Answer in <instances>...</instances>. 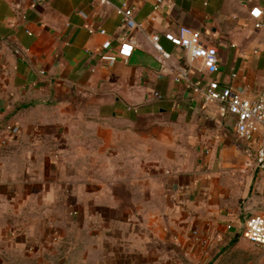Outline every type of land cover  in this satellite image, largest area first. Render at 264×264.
I'll list each match as a JSON object with an SVG mask.
<instances>
[{
    "label": "crops",
    "instance_id": "crops-1",
    "mask_svg": "<svg viewBox=\"0 0 264 264\" xmlns=\"http://www.w3.org/2000/svg\"><path fill=\"white\" fill-rule=\"evenodd\" d=\"M183 25L217 47V71L186 61L171 40ZM186 70L258 96L264 0H0V264H200L213 249L264 264L242 234L264 212V169L244 165L261 133L242 136L225 104L176 79ZM232 193L241 230L215 208Z\"/></svg>",
    "mask_w": 264,
    "mask_h": 264
},
{
    "label": "built area",
    "instance_id": "built-area-1",
    "mask_svg": "<svg viewBox=\"0 0 264 264\" xmlns=\"http://www.w3.org/2000/svg\"><path fill=\"white\" fill-rule=\"evenodd\" d=\"M157 1L158 3L161 2V0ZM117 10L124 14L126 22L132 20L133 9L127 7L126 2L117 6ZM262 12L263 9L260 6H253L250 10L251 15L255 18V25L257 27L263 25L260 18ZM101 31L105 32V29ZM159 39L158 33L151 35V41L157 50V57L160 60H165L169 57V53L165 50ZM171 40L182 49L188 63L192 64V62L200 60L208 72L213 73L218 70L219 56L217 47L204 41L200 30L183 25L180 27L179 33L171 35ZM133 50V40L125 37L121 40L117 54L124 60H128ZM102 56L107 59H115L117 57L114 54L106 53ZM42 72L44 73V70ZM176 79L186 81L188 86L192 87L204 102L216 100L225 104L228 110L236 117L238 132L245 138L252 139L258 132L261 133L258 144L246 156L244 165L247 168L264 169V90L255 98L246 97L232 86L221 84L214 77H208L203 81L199 79L193 80L187 70L177 76ZM242 234L251 241L264 246V212L249 216L243 224ZM203 242L207 243L208 238L204 237Z\"/></svg>",
    "mask_w": 264,
    "mask_h": 264
},
{
    "label": "rangeland",
    "instance_id": "rangeland-1",
    "mask_svg": "<svg viewBox=\"0 0 264 264\" xmlns=\"http://www.w3.org/2000/svg\"><path fill=\"white\" fill-rule=\"evenodd\" d=\"M225 202H223V204L225 205H218V200H217V204L215 205L216 209L218 212H226L228 215H229V218H231L227 225L229 227H232L234 226V224L236 223V226L239 230H241V226L246 218V216H244V214H242V212H244V199L243 197H238V194H235V193H232V194H228L226 199L224 200ZM72 209H74V207L71 206ZM69 211H71V209H69ZM214 211V210H212ZM75 213V210L72 211ZM70 213V212H69ZM74 214H71V218H73L74 220L72 221L71 225H73V227H71L69 229V232L72 236L75 237V234H73L72 232H74L75 230V227L74 225L76 226L78 223H75V217L73 216ZM125 217H128V216H125ZM132 220H138L139 218L138 217H133L131 218ZM223 218H222V222H223ZM235 222V223H234ZM217 249H213L207 256H206V260H201L200 261V264H218L217 263V257L220 253H218L216 251ZM59 251H56V252H53L51 254V260H57L58 257L60 256V254H58ZM80 254L79 253H75L73 255H71L70 257L71 258H75V257H78ZM216 262V263H215Z\"/></svg>",
    "mask_w": 264,
    "mask_h": 264
},
{
    "label": "trees",
    "instance_id": "trees-1",
    "mask_svg": "<svg viewBox=\"0 0 264 264\" xmlns=\"http://www.w3.org/2000/svg\"><path fill=\"white\" fill-rule=\"evenodd\" d=\"M228 245H229V243H228V244H225V245L223 246L222 250L225 249V247H227Z\"/></svg>",
    "mask_w": 264,
    "mask_h": 264
}]
</instances>
